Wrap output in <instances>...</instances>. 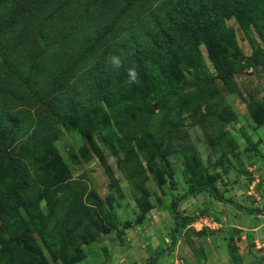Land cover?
<instances>
[{
    "label": "rangeland",
    "instance_id": "1",
    "mask_svg": "<svg viewBox=\"0 0 264 264\" xmlns=\"http://www.w3.org/2000/svg\"><path fill=\"white\" fill-rule=\"evenodd\" d=\"M232 5L222 31L207 32L219 68L205 37L195 39L201 65L177 81L182 93L206 86L197 112L179 109L181 121L160 116L153 96L170 90L161 78L112 97L93 86L90 105L70 101L57 139L23 161L32 200L15 195L12 171L0 168V264L16 262L12 238L25 231L48 264H150L156 255L154 264H264V0L250 4L253 11L242 0ZM161 122L180 124L172 147L159 150L146 134ZM194 181L209 182L225 200L187 195L178 210L188 223L173 242L171 201ZM76 220L97 224L86 240L70 234L64 260L51 259L40 235H62Z\"/></svg>",
    "mask_w": 264,
    "mask_h": 264
},
{
    "label": "trees",
    "instance_id": "2",
    "mask_svg": "<svg viewBox=\"0 0 264 264\" xmlns=\"http://www.w3.org/2000/svg\"><path fill=\"white\" fill-rule=\"evenodd\" d=\"M235 1L238 0H0V168L12 171L15 195L26 201L34 198L35 189L23 161L34 150L57 139V120L63 121L70 113L66 108L70 101L90 105L93 86L101 88L105 97H112L122 89H148L150 80L161 78L170 90L167 95L161 91L153 96L160 116L168 113L181 121L179 109L197 112L194 101L206 95V86L197 92L182 93L177 81L183 69L201 65L197 48L193 49L195 39L205 37L211 59L219 66L221 60L213 37L207 32L215 35L222 31ZM242 1L252 11L254 5L250 4L260 2ZM111 54L122 57L121 68L114 69L107 63ZM131 66L139 74L138 84L127 82ZM228 73L224 72L222 78ZM83 82L87 83L86 92L69 93ZM143 121V117L137 119L135 128L143 127ZM168 124L161 122L163 128L155 126L146 134L159 150L172 147L176 138L180 123ZM164 154H160L161 158ZM193 193L225 200L209 182H190L170 204L173 242L178 230L188 223L178 204ZM233 205L248 213L257 211L236 202ZM96 224L76 220L64 234L46 232L40 239L51 259L64 260L70 234L74 232L76 239L86 240L89 227ZM12 240L17 258L10 263L48 264L30 232Z\"/></svg>",
    "mask_w": 264,
    "mask_h": 264
},
{
    "label": "clouds",
    "instance_id": "3",
    "mask_svg": "<svg viewBox=\"0 0 264 264\" xmlns=\"http://www.w3.org/2000/svg\"><path fill=\"white\" fill-rule=\"evenodd\" d=\"M107 63L114 69H119L123 66V59L120 55L111 54L107 58ZM127 82L131 84H138L139 74L135 66H131L127 69Z\"/></svg>",
    "mask_w": 264,
    "mask_h": 264
}]
</instances>
